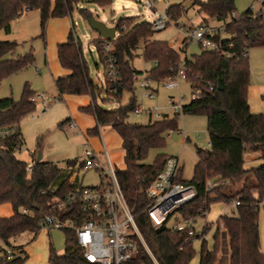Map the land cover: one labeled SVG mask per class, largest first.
Segmentation results:
<instances>
[{"label":"trees","instance_id":"obj_1","mask_svg":"<svg viewBox=\"0 0 264 264\" xmlns=\"http://www.w3.org/2000/svg\"><path fill=\"white\" fill-rule=\"evenodd\" d=\"M93 1L102 7L112 2ZM77 3L78 0H0V31L9 34L11 20L25 11L36 9L39 12V36L44 39L48 20L70 16ZM194 3L198 12L224 23L225 33L212 37L220 42L221 49L199 46L198 53L183 57L184 80L189 84L192 97L183 103L181 113L205 115L209 145L207 148L195 146L196 161L190 179L184 180L178 174V181L194 186L195 195L175 213L180 217L194 216L199 210H208L214 201H239L217 220L222 222L225 230L227 264H264L258 232L260 209L264 219V163L245 167L243 161L245 151H257L260 158H264V112L252 113L249 109V58L243 56V52L250 48L264 49V14L262 10L253 11L248 7L238 18H229L235 0H194ZM78 9L84 17L89 13L85 8ZM169 13L176 21L181 16L180 4H171ZM203 21L207 20L204 18ZM114 24L117 28L115 38L106 40L98 36L92 41L102 63V44L108 41L112 45L118 70V79L112 90L105 79L103 84L97 85L91 78L81 42L70 29L66 40L56 45L59 64L68 70L54 78L56 98L62 100L64 94L88 95L90 102L79 110L92 115L95 125L86 133L97 135L101 126H110L121 139L124 168L117 169V179L151 253L140 246L138 253L126 264H155L153 258L157 264H191L196 253L192 236L186 229L173 230L166 222L153 227L146 209L149 201L146 189L168 155L157 153L153 162L145 160L151 149L164 145L165 134L180 131L177 123L180 114H164L147 123L128 120L129 114L137 107L135 78L142 73L132 65L139 45L142 44L143 59L152 62L147 77L159 83L176 77L181 52L186 53L188 47L182 44L176 49L165 40L153 38L156 30L151 24L133 16L120 17ZM16 47L15 40H0V83L35 62L32 50L17 55ZM124 91L129 92L128 100L116 108H104L98 103V98L102 102L120 101ZM34 96V90L25 82L18 99L0 97V204L9 203L12 208L11 215L0 217V264H22L25 261L26 255L14 253L7 260L3 246H10L13 250L10 242L13 237L26 231L37 234L43 215L70 217L78 214L76 209L54 208L53 196L60 197L69 190L84 187L76 179L72 180L77 158L62 163L34 158L32 169L27 172V163L15 156L14 150L24 146L20 122L24 115L34 110ZM262 100L264 103V95ZM68 122L69 118H66L58 126L63 127ZM40 140L38 137L37 149ZM239 181H242L241 186L231 190ZM206 182L215 185L208 188ZM193 228L195 236L206 230ZM62 230L64 251L58 254L49 239L47 264H90L77 245L74 231L70 228ZM219 250V228L216 227L211 246L207 245L206 239L199 244L198 264H216Z\"/></svg>","mask_w":264,"mask_h":264},{"label":"rangeland","instance_id":"obj_2","mask_svg":"<svg viewBox=\"0 0 264 264\" xmlns=\"http://www.w3.org/2000/svg\"><path fill=\"white\" fill-rule=\"evenodd\" d=\"M157 6L161 9L167 4H181V16L167 27L154 31L153 38L159 40H165L174 48L178 49L184 44L185 32L190 27L197 26L199 23L203 22V19L209 20L203 12H198V7L194 3V0H156ZM205 1V0H201ZM251 4L254 5L255 10H262L264 14V4H261L258 0H235L234 9L237 13L241 14L245 9H247ZM78 8H85L88 10V14H91L98 20L103 21L107 26H112L120 17L133 16L139 20L149 21L151 15L144 5V0H112L110 5L99 6L93 0H78L77 5L71 12L72 17L76 21L75 33L82 42L83 54L88 64L89 72L91 77L97 79L101 78L103 73V66L99 61L98 54L94 48L92 40L98 35V33L91 29L88 25L86 18L80 13ZM47 26V25H46ZM10 33L5 34L0 31V40L10 39L17 42V47L15 53L18 55H23L30 50H32L35 62L26 68L13 73L12 75L4 78L0 83V97L12 96L14 99H18L21 95L23 84L28 82L30 87L34 90L35 94V108L31 113L24 115L21 119L20 126L21 132L23 133L25 143L20 149H15V156L25 161L26 163H31L32 158H37L38 152L42 154V160L51 162L62 163L66 159L79 158L82 155L84 146L86 145V140L84 135L75 127L67 128L66 126L59 127L58 123L62 119L55 120L51 122L52 113H48L45 117L46 127L43 130L36 132L37 127L33 122L38 116L43 115L44 107L39 100L37 95H45L46 99L49 98L50 94L55 92L53 76L47 68L44 67V58L46 57V45L39 36L40 25H39V12L36 9L28 10L23 12L17 18L10 21ZM46 31V29H45ZM141 45L135 50L136 55L132 60V65L135 69L142 71L135 78V96L136 105L141 109L139 114L131 112L129 114L128 120L131 122L147 123L149 121V112L151 113V120L156 117L154 112L166 113L168 111V102L172 96L173 99L178 100L181 98L183 103H187L190 100V89L189 84L180 79L178 81V88H168L162 83L151 81L150 88L146 90L140 85V83L147 78V72L152 65L151 61L144 60L141 55ZM186 53L181 52V59L185 55L190 57L193 53H198L200 47L196 43H190L187 45ZM262 47H253L249 49V67L251 71V77L256 78L261 83H264V62L259 59L251 58V55L255 54L256 51L262 52ZM264 51V50H263ZM35 67L41 69V73H37ZM146 71V72H145ZM153 90H156L153 92ZM152 93L151 96L149 94ZM54 95V94H53ZM129 97V92L124 91L122 93L120 101L113 99L109 102H102L98 98V103L104 108L113 109L119 104H124L127 102ZM47 104V103H46ZM53 104V103H51ZM54 108H59L54 105ZM48 107V106H47ZM51 108V105L49 106ZM48 107V108H49ZM156 111V112H157ZM58 113V112H57ZM170 113V112H169ZM56 114H54L55 116ZM30 123L28 125H25ZM178 127L180 131H170L165 134V143L163 146L158 148H153L149 151L146 158V162H153L157 153H164L166 155L179 156L182 162V173L181 177L184 179H190L193 172V166L196 161L195 156V146L207 148L208 147V134L206 132V117L203 113H185L178 116ZM23 125H25L23 127ZM183 132L186 133L190 140H185L183 143ZM100 135L104 139L106 148L110 154L111 160L114 162L116 169H123V150L121 147L120 137L116 132L111 131L109 127L104 126L100 128L99 134L90 135L88 137L89 143L95 150L101 147ZM41 137L40 147L37 149V138ZM30 151V152H29ZM31 152L33 155L31 156ZM255 153V151H253ZM253 152L245 154L244 165L246 167L258 166L264 163V159H258L256 161H251V156ZM76 181L78 184L89 187L96 186L101 182L99 172L96 170H85L79 168L77 171ZM239 181L236 186L231 190L241 186ZM232 202V201H231ZM230 203H225L223 201H214L210 204L207 210V215L203 218H199L198 225L199 229L204 228V233L207 235V245L212 244V235L215 231V224L217 226L222 222L217 221L219 216L230 212ZM2 208L5 210H10L8 204H4ZM205 219L209 223H212L213 227L205 223ZM172 219L169 220V224L172 223ZM201 226V227H200ZM212 228V229H211ZM211 229V230H210ZM48 231V232H47ZM224 228H219V240H220V250L218 253V259L216 264H225V247L226 237L224 235ZM258 232L260 240V249L264 253V219L262 215V209H260L259 220H258ZM49 233V234H48ZM52 242L56 252L58 254L64 251V232L62 229H42L38 234L32 232H23L15 237H13L10 242L13 246V253L15 255L24 256L26 259L22 264H47L48 255V240ZM194 247L196 253L191 260V264H198L199 260V244L195 242ZM20 248H24L22 251ZM223 251V252H222Z\"/></svg>","mask_w":264,"mask_h":264},{"label":"built area","instance_id":"obj_3","mask_svg":"<svg viewBox=\"0 0 264 264\" xmlns=\"http://www.w3.org/2000/svg\"><path fill=\"white\" fill-rule=\"evenodd\" d=\"M258 1L264 4V0ZM144 5L151 15V19L148 22L154 30L163 29L175 21L169 13V6L171 4L166 3L164 8L161 9L157 6L156 0H144ZM249 7L253 11H256L253 4ZM239 16L240 14L235 9H232L228 15L229 18H238ZM75 24L76 22L73 20L72 26L74 27ZM224 28L225 25L222 22L203 21L197 26L186 30L185 41L183 43L186 45L196 43L203 48L219 50L221 49L220 42L213 40L212 37L218 33L224 34ZM115 35H117V30ZM111 50L112 45L108 41L102 44L104 79L109 83V87L112 90L118 79V70L115 56ZM248 52L245 50L243 56H248ZM183 64L184 58L182 57L176 77L162 82L166 87L178 88V81L180 79L184 80ZM150 82L151 80L147 77L144 78L140 85L146 90L150 88ZM151 95L152 93L149 94V96ZM190 97H192V94ZM182 105L181 98L176 100L171 97L168 102V111L170 113H166L170 115L181 114ZM44 109H47V105ZM156 111L154 112L156 119L161 118L165 114ZM133 112L139 114L141 109L137 106ZM72 125V122L68 124L69 127ZM185 138L186 133L183 132L182 143L185 141ZM100 143L101 147L98 150H95L86 143L79 162L77 160L76 171L79 168L96 170L99 172L101 182L96 186L77 187L67 191L60 197L53 196L54 208L58 210L76 209L78 214L70 217L45 214L40 219L39 225L42 229L47 230L72 229L85 261L90 264H126L138 253L140 246L148 254L151 255V253L137 226L134 213L126 202L117 179V169L111 160L101 135ZM33 163V159L31 163H27V172L31 171ZM179 170L180 157L168 155L163 167L157 172L155 178L146 189V195L149 199L146 208L147 214L153 227L157 228L166 222L173 230L186 229L187 234L192 236L194 243L201 242L203 239H206L207 234L203 232L199 236H195V228L193 226H195L197 218L206 216L207 210H199L196 215L187 217H180L175 213L179 206L191 200L195 195V188L192 184L177 180ZM76 171L72 176V180L77 178ZM206 185L210 188L215 183L206 182ZM50 191L53 192L54 189ZM41 192L44 193L45 191L42 190ZM230 204L231 206H235L239 204V201L236 200ZM172 218V223L169 224L168 222ZM205 224L213 227L212 223L208 224L206 219ZM214 226L215 228L223 229L221 223L218 226L216 223ZM3 253L7 260L13 257V250L10 246L4 245ZM153 260L157 264L154 258Z\"/></svg>","mask_w":264,"mask_h":264},{"label":"crops","instance_id":"obj_4","mask_svg":"<svg viewBox=\"0 0 264 264\" xmlns=\"http://www.w3.org/2000/svg\"><path fill=\"white\" fill-rule=\"evenodd\" d=\"M73 20H74V18L72 17V14H71L70 16L50 18L47 22L46 31H45V38L43 39V41L46 45V51H47L46 57L44 58V67L47 68V70H49L51 72L53 78H55L58 75L66 74L68 72L67 69L61 67V65L59 64V61L57 58L56 45L58 43L64 42L66 40L67 34H68L70 29H73L74 33H75L76 24L74 25V27L72 26ZM214 21H216V20H214V19L207 20V22H214ZM75 36L77 37V39H79V37L76 35V33H75ZM98 36H100V35L98 34L95 38H97ZM79 41L81 42L80 39H79ZM81 45H82V42H81ZM94 48H95V46H94ZM263 50H262V52L256 51L255 54H253V56L251 55V58L254 59V55H255V58L264 62V51ZM82 51H83V48H82ZM98 58H99L100 63L102 64L99 55H98ZM102 66H103V64H102ZM35 70L37 73H41V69L39 67H35ZM93 80L95 81V83L97 85L103 84V82H104V71L102 73L101 78L97 77V79L94 78ZM53 82H54V79H53ZM260 82L261 81H258V79L254 78V77L252 79L251 71H250V84H249L248 90H247V101L249 104V109L252 113L264 112V103L262 100V95H264V83L260 84ZM54 87H55V85H54ZM150 89H151V87H150ZM189 89H190V87H189ZM154 91H156V90H153V92ZM53 94L49 95V98L52 97V99H53L52 102H51V99H49V100L46 99L48 97H46L45 95H41V96L37 95L39 97V100L41 101V104L43 107H45L46 105L49 107L51 105V108L47 107V109H43L42 111L44 114L41 116H38L36 119H34L32 117L33 122H31V123H35V126L37 127L36 132H38L39 130L41 131L46 127L45 117L48 115V113H50V112L52 113V110H53V113H52L53 117L51 118V121L49 123L54 122L55 120H59V119L64 120L66 118H69V122L65 126L67 128H72V127L77 128L84 135L86 143L89 144V146H91L89 143V140H88V137L90 135H88L86 133V130L89 128H92L95 125V119L92 115L87 114V113L79 110V107L87 105L90 102V97L88 95L64 94L62 97V100H59L56 98V96H57L56 88H55V92ZM190 95H191V92H190ZM35 103H36V99H35ZM51 103H53V104H51ZM54 105L61 107V108H59V110L57 111L56 110L57 108H54L55 107ZM54 114H56V115L54 116ZM165 114L170 115L168 113H165ZM149 120H151V113L150 112H149ZM71 122L73 125L69 127L68 124ZM28 124H30V123H27L25 125H28ZM25 125H23V127ZM102 127H104V126H101L100 128H102ZM107 127H109V129L111 131H114L110 126H107ZM100 128H99V130H100ZM23 138H24V136H23ZM185 140H190V138L187 134H186ZM24 143H25V139H24ZM208 145H209V143H208ZM249 152H253V151H245L243 153V161L244 162H245V154H248ZM123 154H124V152H123ZM32 155H33V153L31 152V156ZM252 155L253 156H251V161H256L258 159H264V158H260L259 152H257V151H255V153L253 152ZM41 160H42V154H41ZM182 166L183 165H182V162L180 159V170H179L180 177H181V173H182ZM250 166H252V165H250ZM182 179H184V178H182ZM184 180H186V179H184ZM4 204H8L10 206V210L9 209L5 210L6 208H2ZM11 214H12V208H11V205L9 203L0 204V217L9 216ZM200 218H203V217H200ZM198 219L199 218H197V220L195 222V226L197 229H199L198 225L200 224ZM40 230H42V228ZM40 230H39V232H40ZM206 240H207V236H206ZM197 243L200 244V242H197ZM226 256L227 255L225 254V264H227V257Z\"/></svg>","mask_w":264,"mask_h":264},{"label":"water","instance_id":"obj_5","mask_svg":"<svg viewBox=\"0 0 264 264\" xmlns=\"http://www.w3.org/2000/svg\"><path fill=\"white\" fill-rule=\"evenodd\" d=\"M85 18L90 28L95 30L100 35V37L106 40H111L115 38L116 36L115 33L117 30L116 25L107 26L103 21L96 19L91 14H87ZM40 159H41V153L38 152L37 160Z\"/></svg>","mask_w":264,"mask_h":264}]
</instances>
